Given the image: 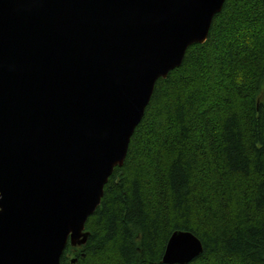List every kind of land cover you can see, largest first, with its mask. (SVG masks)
<instances>
[{
  "label": "water",
  "instance_id": "water-1",
  "mask_svg": "<svg viewBox=\"0 0 264 264\" xmlns=\"http://www.w3.org/2000/svg\"><path fill=\"white\" fill-rule=\"evenodd\" d=\"M225 1L0 0V264H62L86 243L157 81ZM203 249L176 230L163 262Z\"/></svg>",
  "mask_w": 264,
  "mask_h": 264
},
{
  "label": "trees",
  "instance_id": "trees-1",
  "mask_svg": "<svg viewBox=\"0 0 264 264\" xmlns=\"http://www.w3.org/2000/svg\"><path fill=\"white\" fill-rule=\"evenodd\" d=\"M86 230L62 264H167L176 230L203 242L186 264H264V0H226L157 81Z\"/></svg>",
  "mask_w": 264,
  "mask_h": 264
}]
</instances>
